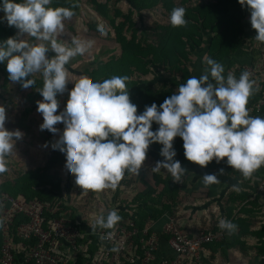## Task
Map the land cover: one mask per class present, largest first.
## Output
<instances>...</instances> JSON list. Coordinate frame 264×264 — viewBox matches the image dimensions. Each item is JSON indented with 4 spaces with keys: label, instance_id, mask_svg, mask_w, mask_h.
<instances>
[{
    "label": "clouds",
    "instance_id": "clouds-1",
    "mask_svg": "<svg viewBox=\"0 0 264 264\" xmlns=\"http://www.w3.org/2000/svg\"><path fill=\"white\" fill-rule=\"evenodd\" d=\"M250 12V24L256 30L255 39L264 43V0H238ZM52 0H0V22L15 27V35L0 40V63H6L9 79L27 89L36 84L39 73L43 97L37 101L42 115L40 130L58 134L51 144L66 159L65 169L74 174L75 183L84 190H115L126 173L139 175L152 143H160V156L152 172L165 169L174 182H181L188 171L174 159L175 137L183 140L188 161L205 167L219 163L225 157L227 165L245 179L264 166V117L252 116L247 108L249 98L258 91L256 81L247 70L237 78L231 71L225 76L224 65L205 57L203 74L191 76L157 106L153 102L137 113L127 87L128 76L113 75L103 81L87 76L73 82L67 65L83 56L94 42L72 37L70 43L60 37L65 21L74 11L69 7H52ZM186 9H172L169 22L173 27L186 26ZM97 33L106 36L101 25ZM49 51L54 55L49 56ZM73 82L69 90L67 85ZM68 92L65 107L58 112V96ZM6 108L0 105V174L8 170L7 157L16 148L24 133L5 127ZM63 124V130L57 128ZM153 123L157 124L152 130ZM48 146L47 144L45 145ZM222 175L224 169H220ZM205 186L219 183L218 175H202ZM122 217L116 209L97 216L90 225L92 231L114 229ZM233 233L237 225L221 219L218 225ZM108 232L106 238H111ZM114 252L119 247L114 246Z\"/></svg>",
    "mask_w": 264,
    "mask_h": 264
},
{
    "label": "trees",
    "instance_id": "trees-1",
    "mask_svg": "<svg viewBox=\"0 0 264 264\" xmlns=\"http://www.w3.org/2000/svg\"><path fill=\"white\" fill-rule=\"evenodd\" d=\"M83 1L87 5L92 6L103 20H110L112 27L115 29L116 39L122 49L121 56L117 58L115 62L102 63L93 70H86V75L93 81H103L104 79L111 78L113 75L128 76L129 79L126 83L130 100L132 103L137 105L138 114L143 112L146 105L150 106L153 102H155L159 107V105L165 100V98L172 95L173 92L171 89L169 90L164 88H159L156 90L150 84L146 85V83L144 84V86H146L145 89H142L141 87L136 85V81L131 80L134 72L147 74L151 71V66H156L157 68L173 72H180L179 80H177V76H174V78L170 80L173 85H180L182 83H185L187 78L192 76L187 67V62L189 61L190 57L189 49L191 51L203 45L202 35L200 31L203 30V32H206L211 28V26H213V31L216 34L214 33L212 38H210V40L208 41L207 53L210 58H213L214 60L222 64L226 63L227 59L230 60L231 55L240 48V43L243 40L245 34L241 22L243 17L246 16L249 12L246 8L242 7L238 3V0H214L207 5L203 4V6H199L197 7V9L192 10V14L197 16L199 13L201 14L204 9L215 6H222L223 10H226L228 8V18L222 20V22L218 18H211V20L208 21H204L205 18H195V23L190 26L191 28H194L196 36H190L189 39L185 40L184 42L180 41L179 37L171 35V31L175 33V27H173L170 22H168L166 25L161 27L162 29L156 32L157 37L160 39L157 42L158 44H152L149 43L147 39L142 40L137 36L135 29L136 22L134 21L135 12L140 13L141 11L146 9H153L161 2L164 8L171 13L172 9L175 7H186V0L180 3H175V0H126L130 6L128 13L123 14L121 8L116 7L114 9L116 15L113 16L110 14L108 9L109 0H106V2H101L100 0ZM51 6L69 7L74 10L75 2L74 0H52ZM117 16L123 17V20H121L119 23H116L115 21V17ZM186 20L188 21V23L193 22L188 18H186ZM198 20L199 23L197 22ZM188 25L189 24H187V26ZM124 29H130L132 31L129 38L124 33ZM16 32L17 29L15 27L9 29V27L0 22V40L7 39L8 37L15 35ZM240 32L242 33V36L238 38V34ZM258 54H260V52H258ZM255 62L256 58L252 57L248 65H252ZM126 63H129L131 67L128 68L126 66ZM243 70L244 66H241L236 71L235 76L238 78ZM33 78L36 80V84L29 87V89L33 90L36 93L37 97H42L38 89L43 86V79L42 77H37L35 75ZM10 81L11 80L9 79V74L6 70V63H0V86H5ZM163 85L167 86V82H164ZM257 99L258 98H256L254 103L257 101ZM157 127L158 125L153 123L152 130H156ZM53 142L54 141L52 140L50 143L52 144ZM161 147L162 145L158 142L152 143L149 146L147 154L154 156L157 161L162 160L164 158L160 156ZM173 147L176 150V156L174 157V159L179 160L182 167H185L187 170L194 169L201 173V177L197 185L199 192H202L200 190V186H205L202 179V175L204 174L215 173L220 179L219 175L221 174L219 173V170L224 169V173L228 172L227 174L229 175L233 174V176H236L237 179L242 178L241 173L235 169H232L231 166L227 165L224 159L219 163H217L214 159L205 167H202L195 162L188 161L184 156L183 140L178 136L174 138ZM53 151L54 153L53 156H51V159L53 161L59 162V164H61L62 166H65L66 159L64 155L61 154L58 150L53 149ZM63 169L65 168L55 167L49 172H44L42 168H37L35 170L24 172L21 176H18L13 180H4L3 183L0 184V195L4 192L12 195L22 194L27 198L37 197L45 201L55 202L58 197L63 194V191L69 190L70 186L68 185V189L66 186H63L62 177L60 175V170ZM263 171V167H261L256 172L262 174ZM127 174L129 175L131 173H126L124 178L127 177ZM124 178L121 180L120 185L124 184ZM155 178L159 182H163L162 189L160 191H156L155 188L148 186L147 189L139 192L134 196L132 200L133 206L131 207V212L128 209L125 210L124 205L118 206L117 211L122 219L115 227L123 223L127 218L134 220L135 224L141 229L148 223V221L155 220L157 221L155 229L161 231L166 221L164 215L169 213L176 218L178 225L182 229H186L188 231L205 229L212 230L214 232H221L223 236L222 238H220V240L206 244L205 264L209 262L208 249L212 248L215 250L217 246H221V248H223L225 252L227 247H230V243L232 244L234 240L240 241L241 235L244 233V231H253L251 230V228L249 229V224L246 222L245 218H235L231 215L233 214V207H235V205L233 206L234 203L232 202V200L234 202L238 200V204H240L241 208H243V211H247L245 206L248 203L256 204L260 201L264 203V198L257 193V190L251 198L248 197V191H230L222 200L223 208L221 209L222 212L220 211L222 216L219 220L225 219L235 223L237 225L238 232L235 231L233 233H228L226 230H223L218 226L219 222H217L216 226L211 228L207 227L205 224H200L197 229L193 230L192 228H188L186 227V225L182 224L181 220L183 218V215L179 214L180 209L178 208L182 204V200L185 197H189L191 195V188L193 187L188 186L184 177L182 178L181 182H174L169 175L162 178L158 174H155ZM245 180L248 181L250 179ZM120 185L118 186L120 187ZM208 187L210 188V191L212 190L213 192H210L208 194L210 196L208 197L203 195L201 199H205L206 201L208 200V202H210L211 199L218 195L219 192L217 189L219 188V186L216 183L208 185ZM206 192L207 191H205V193ZM116 193L119 195L120 191L117 189ZM113 205L115 204L113 203ZM224 206H228L227 213H225L226 210L224 209ZM112 207H109L108 210L112 209ZM102 213H106V211ZM210 221L211 219H209V222ZM87 222L89 221L87 220ZM251 233L257 235L259 239H264V230H254ZM167 241L168 236L162 235L161 246L157 251L158 259L161 258L162 253L168 252L171 254V250H169ZM262 242L263 247L261 246L262 248H258H260V251L262 252L261 254L264 256V241ZM1 245L2 235L0 222V249ZM87 262V258H80L75 264H87ZM156 263H158V261H156Z\"/></svg>",
    "mask_w": 264,
    "mask_h": 264
},
{
    "label": "rangeland",
    "instance_id": "rangeland-1",
    "mask_svg": "<svg viewBox=\"0 0 264 264\" xmlns=\"http://www.w3.org/2000/svg\"><path fill=\"white\" fill-rule=\"evenodd\" d=\"M100 1L106 2V0ZM182 1L184 2L185 0H175V3H180ZM212 1L214 0H186V7H184L186 9L185 17L193 22L187 23L189 24L188 26L175 27V33L171 31V35L179 37V40L184 42L189 39L190 36H196L194 28L190 26L195 23V18H205L204 21L211 20V18H218L221 22L228 18L229 10L228 8L223 10L222 6L204 9L203 12L201 14L199 13L197 16L192 14V10L197 9L199 6H203V4L207 5ZM74 2V15L70 20L64 22L65 28L60 39L65 43H70L72 37H77L83 40L93 41L94 45L88 53L73 58L66 66L69 72V79L73 82L83 76H87L86 70H93L102 63L115 62L117 58L121 56L122 52L121 46L116 39L115 29L112 27L110 20H103L93 7L84 3L83 0H74ZM108 4V9L112 16L116 15L114 10L116 7L121 8L123 14H127L130 9L126 0H109ZM2 15L3 13H0V16ZM169 16L170 12L164 8L161 2L153 9H146L140 13L135 12L134 21L136 22L135 29L137 36L142 40L147 39L149 43L158 44L157 42L160 39L157 37L156 32L169 22ZM121 20H123L122 16L115 17L116 23H119ZM197 22L199 23V20ZM2 23L9 27L6 21ZM101 25L107 29L108 34L106 36H101L97 33V28ZM12 28L13 27H9V29ZM213 29V26H211L206 32H203V30L200 31L203 45L191 51L189 49L190 57L187 62V67L191 74L194 73V62L198 57L200 58L203 55L209 57L207 53V44L215 33ZM126 30L124 33L129 38L132 31L130 29ZM241 36L242 33L240 32L238 38ZM48 55L51 56L54 55V53L49 51ZM126 66L128 68L131 67L129 63H126ZM35 76L42 77L39 73L35 74ZM174 76H177L176 78L179 80L180 72H173L151 66V71L147 74L134 72L131 80L136 81V85L142 89H145L146 86H144V84L146 83V85L150 84L156 90L159 88L171 89L174 93L179 86L173 85L170 82ZM73 82L67 85L69 90L74 86ZM164 82H167V86L163 85ZM42 99L43 97H37L33 90L21 87L19 82L10 81L7 85L0 86V105L5 106L7 115L5 127L9 130L19 129L24 133L23 137L16 141V148L13 153L7 157L8 170L0 174V184H2L4 180H13L21 176L24 172L37 168H42L44 172H49L55 167L65 168V166H62L59 162L51 159L54 151L50 142L52 140L55 142V140L58 139L59 133L53 134L48 130L41 131L39 127L43 122V117L37 111V101ZM67 99V91L59 96L58 112L65 107ZM57 128L62 132L63 124H58ZM46 144L48 145L47 147L45 146ZM156 162L157 160L154 156L147 154L139 175L127 174V177L124 178V184L120 185V182V187L118 186L115 190L111 188L101 191L84 190L75 183L74 174H68L66 169L60 170L63 186H66L68 189V185H70L69 190H65L66 195L64 196H66L67 201L72 204L74 211L77 212L76 214L79 213L80 217H85L89 222L95 220L97 216L101 215L102 212L107 211L108 208L112 206V209L115 208L117 210L118 206L124 205L125 210L128 209L131 212V207L133 206L132 200L139 192L144 191L148 186L155 188L156 191L162 189L163 182L156 180L155 174H158L162 178L167 175L171 177V174L163 168L160 172H152L151 169L155 166ZM188 171L184 178L188 186H191L193 185L192 177L189 176ZM117 189L120 191L119 195L116 193ZM198 193H200L201 196L204 195L202 192ZM187 198L188 197H185L184 199ZM232 202L234 203L233 206L235 205V207H233V214H231L233 217L245 218L246 222L249 224V229L251 228L253 231L264 230L263 202L246 204L245 208L247 211H243V208L238 204V200L235 202L232 200ZM113 203L115 205H113ZM224 207L226 210L224 211L227 213L228 206ZM183 213L185 212L183 211ZM76 214L75 216L77 217ZM221 216V213L217 211L216 215H212L211 221L204 224L210 228L214 227L217 222L220 221L219 219ZM236 231L238 232V229ZM251 232L244 231L240 241L234 240L232 244L230 243L231 246L227 247L225 252L221 246H217L215 250L212 248L208 249L209 262L207 264H264V256L261 254L260 248H258L263 245L262 241H264V239H259L257 235Z\"/></svg>",
    "mask_w": 264,
    "mask_h": 264
},
{
    "label": "built area",
    "instance_id": "built-area-1",
    "mask_svg": "<svg viewBox=\"0 0 264 264\" xmlns=\"http://www.w3.org/2000/svg\"><path fill=\"white\" fill-rule=\"evenodd\" d=\"M245 70L261 85L262 93L251 107V112L260 113L264 107V51ZM257 193L264 198V171ZM64 195L66 191L55 202L22 194L0 195V264H75L80 258H87V264H205L206 244L223 236L212 230L182 229L169 213L164 215L161 231L155 229V220L141 229L130 218L114 229L92 231L95 220L87 222L76 214ZM108 232H112L111 238H106ZM162 235L168 236L171 254L162 253L158 259ZM114 246L119 247L118 252L111 250Z\"/></svg>",
    "mask_w": 264,
    "mask_h": 264
},
{
    "label": "crops",
    "instance_id": "crops-1",
    "mask_svg": "<svg viewBox=\"0 0 264 264\" xmlns=\"http://www.w3.org/2000/svg\"><path fill=\"white\" fill-rule=\"evenodd\" d=\"M241 24L244 28V38L241 42L239 50L232 54L230 60L227 59L226 63L223 64L225 68V76L229 71L235 74L241 66H247L248 63H250L252 57H255L257 59V57L259 56L258 52L261 53L262 51H264V43H261L255 39L256 30L253 29L250 24V12H248V14L243 17ZM206 56L207 55H203L200 58L198 57L194 62V73L192 74L193 76L199 77L201 74H203L205 67H207L206 63L204 62V58ZM256 85L258 86L259 90L249 98L247 108L250 115L264 117V107L260 113L251 112V107L254 101L262 93L260 83L256 82ZM224 160L226 161L227 158L225 157ZM227 173L228 172H225L222 175H219L220 179L219 183H217L219 186V188L217 189L219 193L216 197H214V195V198L212 197L213 199L208 202V200L206 201L205 199H201L202 196L200 193H198L199 189L197 185L199 183L201 173L194 169L188 171L189 176L192 177V193L187 199H183L182 204L180 205V207H178L180 209L179 214L183 215L181 221L183 225H186V227L195 230L200 224L209 222V219H211L213 214L216 215L217 211H221L222 200L230 191L245 190L249 192L248 197L251 198L257 190V184L261 175L263 174L255 172L253 174V177L247 181L243 176H241V179H237L236 176H233V174L229 175ZM200 190L202 191V193L204 191V195L207 197L210 196L208 195L210 192H213L212 190L210 191V188L208 186H200ZM205 191L207 192L205 193ZM183 211L185 213H183Z\"/></svg>",
    "mask_w": 264,
    "mask_h": 264
}]
</instances>
